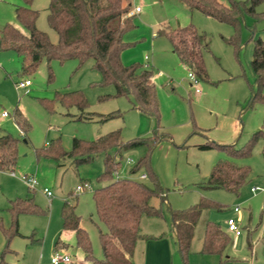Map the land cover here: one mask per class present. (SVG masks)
<instances>
[{
    "label": "rangeland",
    "instance_id": "rangeland-1",
    "mask_svg": "<svg viewBox=\"0 0 264 264\" xmlns=\"http://www.w3.org/2000/svg\"><path fill=\"white\" fill-rule=\"evenodd\" d=\"M125 1L130 8L140 7V11L131 16L134 28L124 34L130 45L122 50L121 61L125 65H143L144 56L148 57L147 69L152 71L158 118L133 109L128 97L115 96L112 85L101 86V75L91 59L80 65L75 59L62 62L43 59L34 71L23 73L16 53L0 50V135L10 133L18 139L14 166L0 170V254L7 264H48L59 238L67 244L64 251L72 264H87L75 244L73 232L62 228L60 208L67 199L89 235L93 255L100 259L99 233L105 232L106 227L97 217L93 193L115 179L113 175L98 180L103 171V155L75 164L68 159L36 157L35 151L50 147L56 139L68 151L74 138L92 140L120 130L122 140L129 141L158 129L163 136L153 149L140 146L113 153L120 162L118 176L142 181L150 187L156 183L160 188L159 194L150 200L159 214L143 215L140 219V236L149 239L136 241L135 264H184L170 230V211L185 210L201 199L218 202L224 208L202 210L185 264H264V231L259 224L264 219V103L260 99L251 102L254 77L250 67L253 47L250 26L256 31L254 37L264 40V20L254 22L250 16L243 15L239 26L234 27L200 11H191L177 0ZM218 1L230 6L229 0ZM48 3L49 0H32L30 7L38 12L36 27L56 42L57 34L47 22ZM17 4L21 2L0 0V28L11 23L26 32L15 17ZM255 10L264 12V0ZM188 24L205 34L208 41V48L203 51L206 78L195 81L172 51L166 35L158 33L161 29L174 30ZM235 33L237 46L228 42ZM25 79L30 80V85L23 92L16 84ZM72 91L84 97V108L56 99ZM260 92L264 94V87ZM16 109L29 123L26 133L15 123ZM258 130L262 135L251 141ZM212 142L225 147H201ZM248 144L250 151L246 155L235 156L228 150ZM144 156L148 157L147 166L131 171ZM218 160L249 167L247 180L237 195L220 188L203 187ZM148 168L154 178L140 179L139 175ZM24 175L35 176L38 184L30 188L22 179ZM83 182L89 183L90 188L77 192L75 186ZM44 187L51 192L50 197L45 195ZM17 197H32L41 211L19 214L18 234L8 239L12 227L7 208ZM228 217L235 219L241 235L235 238L228 232L231 243L220 256L201 254L205 222L212 220L224 226ZM248 233L251 248L247 246ZM146 243L157 249L152 259L145 256Z\"/></svg>",
    "mask_w": 264,
    "mask_h": 264
},
{
    "label": "trees",
    "instance_id": "trees-1",
    "mask_svg": "<svg viewBox=\"0 0 264 264\" xmlns=\"http://www.w3.org/2000/svg\"><path fill=\"white\" fill-rule=\"evenodd\" d=\"M15 5V17L26 29V32L11 23H5L0 28V50H12L21 59L22 72L35 70L44 59L47 62L55 59L60 62L75 59L80 65L88 59L93 61V67L101 75V86L112 85L115 96L130 99L133 109L158 118V106L154 84L151 81L152 71L138 63L123 64L121 52L130 45L124 40V34L134 28L131 16L127 12L131 9L125 0H49L47 7L48 25L57 34L56 42L51 41L49 35L36 27L38 12L30 7L32 0H19ZM185 4L189 10H197L221 22L234 27L239 26L243 15L250 16L254 22L264 20V12H256V6L263 0H229L230 6L222 5L218 0H177ZM253 43L250 67L254 82L251 86L254 99L264 103V94L260 91L264 87V40L255 36L254 26H250ZM168 38L172 51L187 72L195 75L196 79L206 78L203 51L208 48L207 37L199 33L188 24L174 30H158ZM228 42L237 46L238 35L235 33ZM48 78L52 73L48 72ZM63 104H75L79 109L85 107V99L78 91H72L56 98ZM250 102V103H251ZM50 103L46 106L49 107ZM109 115L107 117H111ZM14 119L18 128L23 132L29 128V123L18 109L14 110ZM262 131H256L251 141ZM158 129L152 130L146 137L123 141L120 130H112L92 140L74 138L71 149L66 151L56 139L50 147L37 149L36 157H50L55 161L68 159L75 164L88 162L97 154L103 155V171L98 180L110 179L118 171L120 162L115 160L113 153L121 150L146 146L149 150L162 139ZM252 143V142H251ZM250 143V144H251ZM250 144L241 149H228L235 156L246 155L250 151ZM18 139L10 133L0 135V170L12 169L16 161ZM202 148L219 147L224 145L215 142L202 145ZM264 155V150H263ZM148 157L137 161L131 171L140 166H147ZM146 177L154 178L149 168ZM249 174V167L236 166L226 160L216 161L209 173L204 188H220L234 194L239 193ZM160 192L159 186L153 187L142 181L129 178H115L96 189L93 200L98 219L105 225L106 231L99 233L101 258L93 255L91 241L86 230L80 225V216L76 214L74 205L65 199L60 208L62 228L72 231L75 244L82 252L87 264H134L133 254L135 244L140 236V219L143 215H157L159 210L150 200ZM224 206L218 202L201 199L196 205L185 210L170 211V224L176 238L178 252L183 263H186L195 226L203 209L222 210ZM11 216V237L18 234L17 220L21 213H37L41 211L32 197H17L10 201L7 208ZM264 219L259 221L263 224ZM145 240L149 238H143ZM231 243L229 234L217 223L207 220L202 234L201 254L221 255ZM66 243L56 240L55 250L64 251ZM248 248L251 241L248 237ZM65 252V251H64ZM0 264H7L0 254Z\"/></svg>",
    "mask_w": 264,
    "mask_h": 264
},
{
    "label": "built area",
    "instance_id": "built-area-1",
    "mask_svg": "<svg viewBox=\"0 0 264 264\" xmlns=\"http://www.w3.org/2000/svg\"><path fill=\"white\" fill-rule=\"evenodd\" d=\"M139 11H140V7L136 6V7L131 8L127 12V14L128 15H134V14H136ZM147 59H148V57L145 55L144 56L145 63L143 64L144 68H148L149 67V62L147 61ZM188 76L190 77V79L192 81L196 80V77H195V75L193 73L188 72ZM29 85H30V80L29 79H25V80L20 81L18 84H16V87L19 88V89H23V92H26L28 90V86ZM196 91H198V89H196ZM2 115L5 116V115H7V113L6 112H2ZM129 160L131 161L132 159H129ZM114 175H115V178H119L120 177V176L117 175V172H115ZM139 178L140 179L146 178V174L145 173H141L139 175ZM22 179L30 188H33L35 185L38 184V181H37L35 176H26V175H24L22 177ZM83 188H90V184L87 183V182H83V183L78 184V185L75 186V190L77 192L81 191ZM252 190H253V188H252ZM43 191H44V193H45V195L47 197L51 196V192L49 191L48 188L44 187ZM234 211H237V208H234ZM225 229H226L227 232H232L235 238L241 235V232L238 229V227L236 225V222H235V219L233 217H228L225 220ZM48 264H72V261H71L70 256H69L68 253H66L64 251H60V250H55V253L50 257Z\"/></svg>",
    "mask_w": 264,
    "mask_h": 264
},
{
    "label": "crops",
    "instance_id": "crops-1",
    "mask_svg": "<svg viewBox=\"0 0 264 264\" xmlns=\"http://www.w3.org/2000/svg\"><path fill=\"white\" fill-rule=\"evenodd\" d=\"M133 8V7H132ZM210 221H212V220H210ZM213 222H215V221H213ZM216 223V222H215ZM218 224V223H217ZM220 225V224H219ZM221 226V225H220ZM225 231H226V229H225V224H224V226H221ZM260 228L262 229V231H264V223L260 226ZM170 230H171V232H172V235H173V237H174V241H175V243H176V238H175V235H174V232L172 231V229H171V224H170ZM227 232V231H226ZM228 233V232H227ZM203 234V233H202ZM248 237H249V233H248ZM247 237V238H248ZM248 240V239H247ZM165 241V243H167V241L166 240H164ZM55 244V243H54ZM168 244V243H167ZM201 245H202V241H201ZM251 245H252V243H251ZM176 246H177V244H176ZM66 247H67V245H66ZM227 248V247H226ZM225 248V249H226ZM251 248V247H250ZM66 248H64V250H65ZM155 249V250H154ZM200 249H201V247H200ZM156 247H154V246H152V244H147L146 243V245H145V256H149V258L150 259H152V258H154L155 256H156ZM177 250H178V248H177ZM224 252V251H223ZM222 252V253H223ZM135 255V249H134V254H133V262H134V264H135V258H136V256H134ZM205 255H216V254H205ZM220 256V255H219ZM135 257V258H134ZM147 260V259H146ZM225 260H227V259H225Z\"/></svg>",
    "mask_w": 264,
    "mask_h": 264
}]
</instances>
